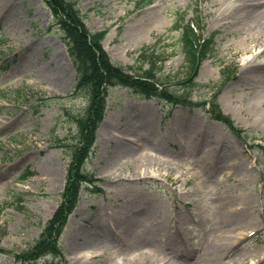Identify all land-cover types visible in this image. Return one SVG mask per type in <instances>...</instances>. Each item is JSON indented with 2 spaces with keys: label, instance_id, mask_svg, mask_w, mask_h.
Segmentation results:
<instances>
[{
  "label": "rangeland",
  "instance_id": "1",
  "mask_svg": "<svg viewBox=\"0 0 264 264\" xmlns=\"http://www.w3.org/2000/svg\"><path fill=\"white\" fill-rule=\"evenodd\" d=\"M2 1L0 249L7 252L0 264H46V259L19 262L14 255L32 247L59 204L70 160L64 138L75 131L73 118L89 100L74 92L77 72L47 4ZM78 1L89 29L107 30L103 44L114 62L147 69L150 56H157L169 89L194 101L211 94L175 85L184 57L181 30L171 27L178 13L186 12L189 20L199 11L206 34L217 36L197 82L220 85L224 111L259 139L242 142L202 108L112 88L86 165L100 179V191L85 187L70 216L61 239L68 264L257 261L264 255V149L256 146L264 144V54L257 59L263 71L246 73L260 47L254 32L231 21L237 2ZM261 38L264 42V34ZM225 67L234 72L229 79L223 77ZM54 78L59 90L50 84ZM144 147L151 156L137 158ZM147 169L153 175L140 173ZM26 172L33 174L23 178ZM13 193L28 194L21 202ZM222 196H248L253 204L243 209L239 204L230 213L221 206ZM144 250L148 256L137 260Z\"/></svg>",
  "mask_w": 264,
  "mask_h": 264
},
{
  "label": "trees",
  "instance_id": "2",
  "mask_svg": "<svg viewBox=\"0 0 264 264\" xmlns=\"http://www.w3.org/2000/svg\"><path fill=\"white\" fill-rule=\"evenodd\" d=\"M45 1L69 40L71 56L78 72L77 88L89 94L90 105L87 114L78 119L79 132L73 143L74 152L67 169L66 184L61 193V203L54 216L44 227L35 247L27 254L29 259H35L49 253L62 254L59 238L67 218L77 202L81 185L95 182L94 176L85 171L83 166L95 139L96 125L104 115L109 89L116 85H123L151 97L160 94L158 84L162 86L166 83L158 77L156 64H152L151 68L142 73L131 74L125 67L113 63L101 45L105 33L103 31L94 33L88 31L76 0ZM179 24L180 22L175 25V28H178ZM181 41L188 71L185 79L187 82L195 84L200 63L207 58L213 49L214 35L201 40L194 29L186 25ZM169 97L172 96L169 95ZM217 98L218 95L216 94L210 101L212 117L224 122L242 137V132L234 126L230 117L220 111ZM201 105L205 106L206 102H202Z\"/></svg>",
  "mask_w": 264,
  "mask_h": 264
},
{
  "label": "bare ground",
  "instance_id": "3",
  "mask_svg": "<svg viewBox=\"0 0 264 264\" xmlns=\"http://www.w3.org/2000/svg\"><path fill=\"white\" fill-rule=\"evenodd\" d=\"M11 0H3L2 4L7 6L10 3ZM237 2L236 5L232 8L230 11V16L232 17L231 21L232 22H237L238 26L240 27H248L250 31L254 32V35L257 38V43L256 46L260 47V50L252 56V58L247 61L246 63V73H250V75H254L256 73H260L261 71V66L260 63H257V59L264 54V42L261 38V35L263 36L264 34V0H234ZM74 80H72V83ZM54 88L60 89L59 84L60 80L57 78H54L52 83H50ZM147 149L144 147V153L136 154L135 156L139 159H142L144 156L148 155ZM140 156V157H139ZM140 173L143 174H148V175H153V172L150 171L149 169L147 170H142ZM221 200V206H226V210L228 212H233L235 210H238L239 207L238 205H242L243 207H248L253 204V201L251 200L250 197L245 196V197H240V198H232L229 196H222L220 197ZM85 255L88 257L91 255L90 252H86ZM148 256L147 252H142L140 255L139 259H144ZM264 255L261 257H258V260L255 262H252V264H264ZM156 262L153 261V263ZM242 264H246V261L243 262Z\"/></svg>",
  "mask_w": 264,
  "mask_h": 264
}]
</instances>
